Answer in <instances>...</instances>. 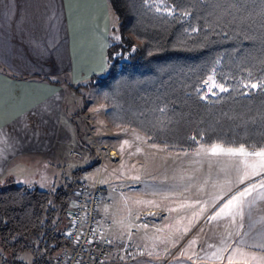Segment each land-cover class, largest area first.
<instances>
[{
	"label": "trees",
	"instance_id": "16d2710c",
	"mask_svg": "<svg viewBox=\"0 0 264 264\" xmlns=\"http://www.w3.org/2000/svg\"><path fill=\"white\" fill-rule=\"evenodd\" d=\"M160 1L161 10L155 0H106L117 22L106 71L72 91L83 98L97 90L108 127L169 153L264 148V0ZM211 78L224 91L204 97ZM97 164L51 191L11 183L0 190V264H52L66 244L65 213L82 172ZM25 251L31 259L23 263Z\"/></svg>",
	"mask_w": 264,
	"mask_h": 264
},
{
	"label": "crops",
	"instance_id": "0c3cea01",
	"mask_svg": "<svg viewBox=\"0 0 264 264\" xmlns=\"http://www.w3.org/2000/svg\"><path fill=\"white\" fill-rule=\"evenodd\" d=\"M106 10V0H0L1 187L11 183L48 191L60 186L66 154L75 149L80 134L71 126L66 95L72 101L75 83L106 71L109 35L102 28ZM60 78L66 84L59 82ZM262 178L264 174L238 184L208 209L201 220L203 231L195 246L185 250L184 263L228 264L231 249L219 251L225 243L236 247L241 237L251 243L244 233L264 229V201L259 199L251 209L245 206L243 216H236L234 223L226 215L209 219L248 184L257 183L258 192L264 193L258 184ZM254 197L257 192L248 199ZM104 202L103 198L102 207ZM110 227L105 219L107 235ZM250 251L264 255L259 249ZM129 256L117 251L105 264H120Z\"/></svg>",
	"mask_w": 264,
	"mask_h": 264
},
{
	"label": "rangeland",
	"instance_id": "374dc122",
	"mask_svg": "<svg viewBox=\"0 0 264 264\" xmlns=\"http://www.w3.org/2000/svg\"><path fill=\"white\" fill-rule=\"evenodd\" d=\"M155 4L157 9H164L162 1L155 0ZM103 16L102 28L116 39L113 31L117 22L111 11L106 10ZM59 82L66 80L60 78ZM203 89L204 97L212 98L224 91L212 78ZM82 95L83 98L74 93L72 101L66 95L71 126L78 128L83 143L77 145L74 141L73 150L81 152L79 159L73 160L69 152L66 154L60 183L71 184L76 170L97 162L95 169L82 172V181L99 182L103 189L105 205L101 212L111 226L108 231L111 240L129 244L139 252L120 264H187L182 257L199 240L204 215L239 184L241 173L237 168L242 169L243 165L236 161L243 158L206 154L202 149L209 147L202 146L178 154L152 147L134 131L107 126L97 90ZM42 173L45 177L46 173ZM31 181L37 184L36 179ZM1 186L0 190L4 188ZM17 259L26 263L31 255L25 251Z\"/></svg>",
	"mask_w": 264,
	"mask_h": 264
},
{
	"label": "built area",
	"instance_id": "2783aa9c",
	"mask_svg": "<svg viewBox=\"0 0 264 264\" xmlns=\"http://www.w3.org/2000/svg\"><path fill=\"white\" fill-rule=\"evenodd\" d=\"M205 83L207 81L202 84L203 88ZM69 156L75 160L81 157V153L71 151ZM82 180L74 191L71 207L65 213L68 222L66 244L52 264H104L117 251L123 255L137 253L129 244L115 245L106 234L104 217L100 213L103 189L99 182L88 184Z\"/></svg>",
	"mask_w": 264,
	"mask_h": 264
},
{
	"label": "snow or ice",
	"instance_id": "6c2138e0",
	"mask_svg": "<svg viewBox=\"0 0 264 264\" xmlns=\"http://www.w3.org/2000/svg\"><path fill=\"white\" fill-rule=\"evenodd\" d=\"M251 86L257 87L255 84ZM261 86L264 87V82H261ZM202 151L213 156L242 157L243 159L236 161L237 164L243 165L242 169L237 168V171L241 173L238 180L239 184H244L245 180H251L253 176H261L264 174V148H261L259 151L247 152L243 146L239 148H225L219 144H213L209 148L202 149ZM250 157H256L258 159L252 160L249 159ZM258 184L259 188L264 189V178ZM253 192H257V197L249 200L248 197L252 196ZM257 199L264 201V193L258 192L257 183L248 184L231 196L223 207L213 216L209 217V219L214 220L220 218L222 215H226L234 223L236 216H243V208L247 206L251 209ZM237 235L239 236L240 233L238 232ZM244 236H248L252 242L249 243L241 237L236 247L225 243V246L219 250L221 252H228L231 249V252L226 257L228 264H252V262L264 264V255L257 256L250 251L251 249H259L261 252H264V229L259 230L257 233L245 232ZM245 248L248 250L246 251ZM213 255H216V253H213Z\"/></svg>",
	"mask_w": 264,
	"mask_h": 264
}]
</instances>
